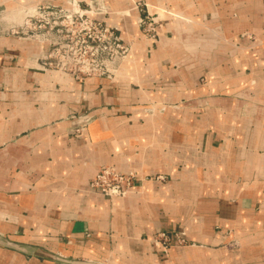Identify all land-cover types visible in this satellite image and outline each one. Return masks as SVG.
<instances>
[{
	"label": "crops",
	"instance_id": "obj_1",
	"mask_svg": "<svg viewBox=\"0 0 264 264\" xmlns=\"http://www.w3.org/2000/svg\"><path fill=\"white\" fill-rule=\"evenodd\" d=\"M78 1L133 40L113 79L0 29V264H264V0H140L153 41L133 0ZM104 164L134 170L124 196L89 187Z\"/></svg>",
	"mask_w": 264,
	"mask_h": 264
},
{
	"label": "built area",
	"instance_id": "obj_2",
	"mask_svg": "<svg viewBox=\"0 0 264 264\" xmlns=\"http://www.w3.org/2000/svg\"><path fill=\"white\" fill-rule=\"evenodd\" d=\"M133 7L139 11L136 23L141 35L147 40H155L158 14L150 13L147 4L140 0H133ZM17 9L18 14L13 13ZM8 11V17H5ZM99 12L89 2L81 5L78 0H34L2 12L0 20H7V23L0 29L41 46L35 57L38 70L59 71L77 80L87 77L110 80L126 60L133 40L122 38L117 26L95 17ZM81 128L76 127L74 131ZM134 178V170L124 171L104 164L97 168L89 187L104 198L124 196L132 189ZM154 238L166 252L172 239L169 234L158 231ZM175 238L178 242L184 241L178 235Z\"/></svg>",
	"mask_w": 264,
	"mask_h": 264
},
{
	"label": "water",
	"instance_id": "obj_3",
	"mask_svg": "<svg viewBox=\"0 0 264 264\" xmlns=\"http://www.w3.org/2000/svg\"><path fill=\"white\" fill-rule=\"evenodd\" d=\"M3 241H4V238H1V242H3ZM53 258L58 260V261L65 263V264H95V263L88 262V261H81V260H77V259L66 258V257L61 256L59 254H54Z\"/></svg>",
	"mask_w": 264,
	"mask_h": 264
},
{
	"label": "rangeland",
	"instance_id": "obj_4",
	"mask_svg": "<svg viewBox=\"0 0 264 264\" xmlns=\"http://www.w3.org/2000/svg\"><path fill=\"white\" fill-rule=\"evenodd\" d=\"M14 12H15V14H18L19 10L17 9ZM77 260L88 261V262H92V263H95V264H109L108 262H104V261H102V262H100V261H94V260H90V259H77Z\"/></svg>",
	"mask_w": 264,
	"mask_h": 264
}]
</instances>
